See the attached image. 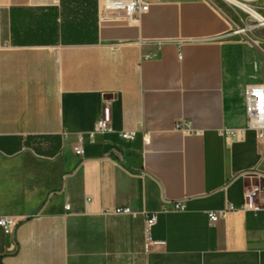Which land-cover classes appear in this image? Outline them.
Instances as JSON below:
<instances>
[{
	"label": "crops",
	"instance_id": "0c3cea01",
	"mask_svg": "<svg viewBox=\"0 0 264 264\" xmlns=\"http://www.w3.org/2000/svg\"><path fill=\"white\" fill-rule=\"evenodd\" d=\"M103 1L0 0V216L19 220L0 227V264H264V208L240 209L264 188L244 99L264 86V29L235 33L219 0H145L129 20ZM105 101L81 158L71 145ZM153 213L164 244L147 250Z\"/></svg>",
	"mask_w": 264,
	"mask_h": 264
},
{
	"label": "built area",
	"instance_id": "2783aa9c",
	"mask_svg": "<svg viewBox=\"0 0 264 264\" xmlns=\"http://www.w3.org/2000/svg\"><path fill=\"white\" fill-rule=\"evenodd\" d=\"M220 2L231 7L240 14L241 26L235 29V33L243 34L252 32L257 28L264 29V15H262L253 4L257 0H219ZM103 10L107 13H121L126 19H132L138 15L145 13L148 10V3L145 0H104ZM257 14L261 15L259 18ZM245 109L247 113V126L256 131L258 136H261L264 131V86H252L244 90ZM111 121L110 107L107 101L102 105L101 112L95 121L92 130L85 133H78L76 141L71 145L73 153L79 157L84 156L85 145L94 141L96 133L105 131ZM176 128L183 132L190 133L192 131L189 122L180 120L175 125ZM240 134V132L238 133ZM237 134V135H238ZM122 138H133L134 131H124L120 133ZM259 194L264 195V188L259 184H253L244 191V202L241 210H250L257 212L264 208L262 204L257 203ZM70 206L66 204L68 209ZM184 205L180 201H176L172 205V210H182ZM234 209L228 206L222 210L208 212V218L211 223H214L218 218L226 216L229 210ZM104 214H131L134 213L130 206H114L103 208ZM156 215L149 214L145 220V236L146 249H150L153 245H163L162 240H153L150 236V227L155 222ZM18 218L14 216H0V227L4 231L14 228L18 224Z\"/></svg>",
	"mask_w": 264,
	"mask_h": 264
},
{
	"label": "bare ground",
	"instance_id": "6f19581e",
	"mask_svg": "<svg viewBox=\"0 0 264 264\" xmlns=\"http://www.w3.org/2000/svg\"><path fill=\"white\" fill-rule=\"evenodd\" d=\"M259 16H261V15L257 14V17H258V18H259Z\"/></svg>",
	"mask_w": 264,
	"mask_h": 264
},
{
	"label": "rangeland",
	"instance_id": "374dc122",
	"mask_svg": "<svg viewBox=\"0 0 264 264\" xmlns=\"http://www.w3.org/2000/svg\"><path fill=\"white\" fill-rule=\"evenodd\" d=\"M238 15L240 16V14L238 13Z\"/></svg>",
	"mask_w": 264,
	"mask_h": 264
}]
</instances>
